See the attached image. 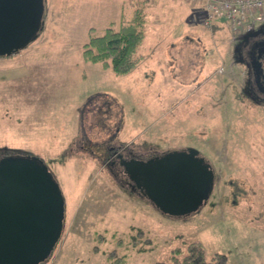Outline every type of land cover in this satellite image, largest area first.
<instances>
[{"label":"rangeland","instance_id":"rangeland-1","mask_svg":"<svg viewBox=\"0 0 264 264\" xmlns=\"http://www.w3.org/2000/svg\"><path fill=\"white\" fill-rule=\"evenodd\" d=\"M44 4L38 36L0 57V148L41 157L64 198L61 235L42 264H152L190 240L223 252L228 264H264V101L246 93L247 67L235 60L240 36L228 21L211 18L216 34L197 21L203 50L180 43L187 22L173 9L187 13L190 0ZM140 4L143 59L121 75L85 60L90 35L130 20ZM200 61L211 76L197 73ZM185 147L212 164L215 182L208 199L181 216L122 185L107 159L124 149L147 156ZM133 226L152 238L151 250L132 245Z\"/></svg>","mask_w":264,"mask_h":264},{"label":"water","instance_id":"water-1","mask_svg":"<svg viewBox=\"0 0 264 264\" xmlns=\"http://www.w3.org/2000/svg\"><path fill=\"white\" fill-rule=\"evenodd\" d=\"M44 6V0H0V56L16 53L38 36ZM260 31L244 33L241 42ZM254 44L250 66L264 93V38ZM118 157L134 186L165 214H189L212 191L213 168L195 147L145 159ZM64 215L63 194L41 157L0 156V264H42L61 235Z\"/></svg>","mask_w":264,"mask_h":264},{"label":"trees","instance_id":"trees-1","mask_svg":"<svg viewBox=\"0 0 264 264\" xmlns=\"http://www.w3.org/2000/svg\"><path fill=\"white\" fill-rule=\"evenodd\" d=\"M145 22L146 12L143 4L136 5L130 20L120 22L117 27L110 24L101 33L90 35L83 44L84 59L100 62L103 67L111 69L116 75L129 72L144 57L140 51V45L145 36ZM0 152L11 151L3 147L0 148ZM132 228L136 229L135 234L132 235V245L137 246L141 242L142 245L138 247L139 252L151 250L152 246L148 245L152 243V238L147 235V232L140 227ZM98 238L100 242L105 240L101 235ZM122 243L123 240L119 239L118 244ZM93 250L98 251V245H95ZM110 252H116V250ZM170 252L167 260H157L152 264H228L227 256L223 252L215 251L208 254L200 240H190L183 245L173 247Z\"/></svg>","mask_w":264,"mask_h":264},{"label":"built area","instance_id":"built-area-1","mask_svg":"<svg viewBox=\"0 0 264 264\" xmlns=\"http://www.w3.org/2000/svg\"><path fill=\"white\" fill-rule=\"evenodd\" d=\"M204 23L215 16L225 17L234 32L252 29L254 23L264 22V0H202Z\"/></svg>","mask_w":264,"mask_h":264},{"label":"flooded vegetation","instance_id":"flooded-vegetation-1","mask_svg":"<svg viewBox=\"0 0 264 264\" xmlns=\"http://www.w3.org/2000/svg\"><path fill=\"white\" fill-rule=\"evenodd\" d=\"M262 31H260L257 34H254L252 36H248L247 40H243L241 43H238L236 48L238 47V50L236 51L235 55L236 58L241 60L243 64L247 67L246 72L248 73L247 77V83L249 87L246 90V93L250 95L252 98L256 100H262L264 101V93L260 91V89L256 85L255 81V75L254 72L250 66L251 62V56H252V49L254 48V43L260 39L264 38V28H261ZM108 153V152H107ZM4 153L0 152V156L3 155ZM121 154L122 158H130V157H138V158H143V157H148L144 156L142 154H139L137 152H134L131 149H124L121 151H115V152H110L107 154V159L109 160V167L110 170L112 171L113 175L119 176V180L122 181V185L125 186V184L130 187L133 192L137 193L138 195H141L139 190L134 186L132 181L129 179L127 174L125 173L123 166L120 164V158L118 155ZM215 182V180H214Z\"/></svg>","mask_w":264,"mask_h":264},{"label":"crops","instance_id":"crops-1","mask_svg":"<svg viewBox=\"0 0 264 264\" xmlns=\"http://www.w3.org/2000/svg\"><path fill=\"white\" fill-rule=\"evenodd\" d=\"M190 1L192 4L190 7V10L187 13H184L183 10L179 9L180 12H183V15H180V12H178V9H173L177 13V15L184 18L185 21L181 22V23L184 24L185 22H187V27H185L184 30L181 29V32H182L181 34L183 35V39L180 41V43L181 44H183V43L194 44V42H196L195 44L197 47L198 46H200L201 48L203 47V50H205L204 46L202 45V39L199 36H197V34H196L197 30L193 28L197 24V21H199L201 23V25H203L204 27H207L204 24H202V21H201V18L204 15L203 10H201L199 2H193V0H190ZM188 18H189V21H188ZM214 21H216V20H212L211 24L209 25L211 27V30L213 31L212 33H215V34L220 33L219 32L220 28L218 26H213ZM178 26L181 27V25H178ZM228 27H229V24H228ZM174 44L175 43H173L172 45H174ZM202 59L205 60L206 63L209 61L208 56L206 55V57H205V54L202 55ZM193 67H196V66L193 65ZM193 67H191V69L188 73L190 76L194 73V71H196L195 69H193ZM200 72H204L205 78H207V77L211 76V74L214 71H210V69L205 71L204 65L201 66V61H200V67L197 68V73L199 74ZM190 76H189V78H190Z\"/></svg>","mask_w":264,"mask_h":264}]
</instances>
